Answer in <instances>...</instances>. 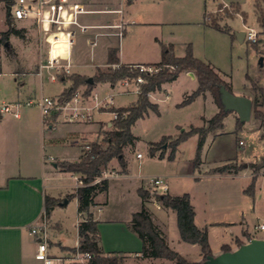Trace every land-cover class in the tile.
I'll return each mask as SVG.
<instances>
[{"label":"crops","instance_id":"crops-1","mask_svg":"<svg viewBox=\"0 0 264 264\" xmlns=\"http://www.w3.org/2000/svg\"><path fill=\"white\" fill-rule=\"evenodd\" d=\"M70 1L80 2L90 10H122L121 12L95 11L85 13L80 16L83 23L89 25L123 23V35L121 36L116 34L119 30L118 28L108 29L90 27L84 31H78L72 46V74L74 73L93 77L99 69L107 67L109 64V55L111 50H115L119 62L125 64L158 62L162 58L164 47L169 46H173L175 55L183 56L186 53V48L179 51L176 47L180 32L179 27L182 24L206 26L217 30L204 23L205 14L211 12L207 9L206 0ZM2 2L4 3L5 13L7 12L8 14L9 4L4 1ZM232 3L237 4L242 11L240 3ZM219 4L220 2L218 5ZM199 16L201 17L199 18ZM20 22L21 25L19 27L24 29L30 27L31 24H35L31 20ZM230 28L235 33V30L232 29V27ZM33 34H35V32ZM93 39H96V43L92 48L90 46V41ZM182 40L187 41L189 39L185 38ZM184 45L187 47L188 42H185ZM261 59L263 60V58ZM36 73L43 75L39 71H36ZM185 73L190 75L189 72ZM190 77L196 78V75H190ZM224 78L232 88L228 75H225ZM50 80L52 82L61 80L65 83V85L60 91L49 96H59L63 90L70 85L69 80H66L64 76L60 77L58 80H52L50 77ZM111 85L115 86V84ZM164 85L165 83L162 85L161 89H163ZM158 91L159 90L153 91L150 95L155 99L153 102L156 103V100L158 99L156 93ZM40 92V95H45L43 94L42 86L40 88ZM120 93H123L122 90ZM240 94L252 96L251 98L254 99L256 92L251 87L246 86L240 91ZM203 95H210V97L213 98L217 113L219 111V107L211 92L207 91ZM27 96L31 97V95ZM260 99L263 103L261 106L264 107V93ZM208 119L210 118L202 116L203 125L207 124ZM102 122L109 127L113 125V122L110 119L108 121L100 120L98 123L97 136L103 135L104 133L106 134L108 131H103V128L99 126ZM62 123H71V121H60L58 120V117L45 121L40 109L38 114H35L32 110H27L24 114H21L20 117H16L12 113L1 114L0 264H43L41 260L36 258L39 236L31 232L32 227L40 225L43 220H45L47 224V242L49 246V253L51 255L66 258L73 248H77L79 246L80 237L78 225L83 217L78 209L79 201L77 197H74L76 200L75 212L73 210H64L60 207L66 206L73 200V198L69 199L67 196L76 190V188L80 185L79 182L81 180L79 178V174L61 170L58 163L61 161L80 160L90 146L89 141L92 142L95 140L89 139L83 132H73L68 135L67 140L80 148V154L72 159L59 157V155H56L55 152L56 145L61 140V137L54 131L57 130L58 126ZM51 131L54 133H51ZM223 132L224 131H221L214 137L207 135L206 141L209 138L211 144L214 143L217 137ZM196 136L198 141V135L196 134ZM257 136L264 141V125L261 124V121L259 122ZM168 152L165 151V155ZM152 156L160 157V154L156 155L155 152ZM262 157H264V155L259 158ZM125 159L127 162L126 170H123L117 159H113L110 162L108 169L104 173V177L109 180V187L106 191H100L95 195L94 204L90 208L95 220L98 221L100 244L104 252H114L119 256H122L123 260H125V264H175L174 260L163 257H143V241L139 235L130 228L133 214L139 211L143 204L150 211L148 204L152 203L154 207L153 211L156 213L154 222L163 232L170 247L175 249L177 247H174L175 245L173 244L181 245V241H183L189 245L187 249L193 251L196 250V252H198V254L202 257L200 245L182 240L179 229L177 234L174 233L172 236L170 235L167 227L168 218L170 215H173L175 210L165 207L155 196L146 198L141 196V189L160 191V189L153 186L150 182V178L154 176L144 177L140 174V171L136 174L132 173V170L130 169L131 162L126 155ZM137 159L140 158L137 157ZM242 161L244 163V167L237 172H215L231 178L237 176L247 178V182H249V184L252 181L253 176L256 174L255 190L254 193L250 195L254 204L252 211L264 215V212H262L264 210L262 206L264 201V167H261V171L255 172L254 168L249 165V163L255 160L248 159ZM161 176L167 179L166 175ZM67 177L73 178L74 182H65ZM126 179L127 185L130 186L127 188V206H125L123 212L120 213L121 215H108L105 208L110 200L109 191L114 184L113 181L117 180L120 182ZM130 188L133 190L132 193ZM245 189V183L243 182V184H241V191L244 194L246 193ZM160 192L162 193V191ZM167 192L172 195H180L171 192L170 186ZM135 194L136 196H134ZM47 195L59 200L56 205L50 209L49 213H46L45 197ZM65 198L68 199L67 203H64ZM191 200L195 207L196 224L200 228L207 227V223L202 224L199 222L197 205L193 201L192 196ZM230 204V206L226 207V212L224 214L232 217H230L231 219H226L223 223L233 224L239 222L241 225V231L231 237L230 241H220L217 245V249H215L211 243L213 254H219L222 252V245L225 243L235 246L233 240L242 236L243 231L246 229L245 226L248 224L245 220L247 214L246 211L248 209L245 207L243 208L241 203H238L237 200L236 202L232 201ZM246 230L249 229L247 228ZM69 233L72 234L71 238L68 237ZM208 235L209 241H211L210 231L208 232ZM260 236L264 238V234ZM178 250L187 259H189L183 249Z\"/></svg>","mask_w":264,"mask_h":264},{"label":"rangeland","instance_id":"rangeland-1","mask_svg":"<svg viewBox=\"0 0 264 264\" xmlns=\"http://www.w3.org/2000/svg\"><path fill=\"white\" fill-rule=\"evenodd\" d=\"M2 1L11 3V0ZM2 1L0 2V36L8 27V14L5 13ZM206 1L207 9L211 11L209 13L211 19L217 17L221 25H227L234 30L253 29L257 32L258 41L252 42L245 39L240 42L235 36L223 31L220 32L206 26L182 24L179 27L180 32L176 45L178 50L186 48L185 42L191 44L195 56L210 63L223 78L228 75L232 84L231 89L236 94H240V91L246 86L254 89L253 84L264 87V33H261L254 12L255 0ZM232 2L241 4L244 15L241 12L235 13V3ZM230 15L232 17H229ZM14 25L21 28L19 27L20 21L15 22ZM22 30H24L23 36L12 34L9 40L0 42V106L4 102L19 101L21 114L27 110L38 114L40 108L37 104L29 106L23 103L29 98L27 95L38 97L41 94V86L43 94L52 95L60 91L65 83L61 80L52 82L47 69L43 70V75L36 73L40 70L41 62L46 59L48 47L35 24H31L25 29L22 28ZM34 32L35 34H33ZM185 38L189 40H182ZM261 58H263L262 63ZM101 70L108 71V68L104 67ZM69 83L71 84L72 81L69 80ZM197 87V78H191L185 72H182L176 81L166 82L163 89L156 93L159 114L150 112L149 115L136 121L132 126V131L138 139L135 146L125 149V155L131 162L132 173L136 174L140 171L144 177L166 175L171 192L177 194L188 192L193 197L198 209V220L202 224L207 223L206 228L210 231V244L212 243L217 249L220 241H230L231 237L241 231L239 222L223 223L232 217L224 214L226 207L230 206L232 201L236 202L237 200L243 208L248 209L245 219L248 224L245 228L249 230L245 229L242 236L237 238L246 242L248 239L244 235L245 233L253 237H261L260 235L264 234V228L260 227L264 223V215L252 211L254 207L252 197L241 191L243 182L245 188L249 185L247 178L239 176L231 178L214 171L218 165L230 160H234L231 161V164L234 165L242 164V160L248 159L255 160L251 163L260 164L264 159V157L259 158L264 155V141L257 136L260 119L255 117L254 112L251 120L243 123L240 127L237 125L239 121L237 114L232 112L226 115L224 128L215 129L208 134L214 137L224 131L212 144L210 139H207L200 155L201 163L198 166L195 165L198 142L196 134L181 142L175 157L170 158L169 144L172 139L181 134L183 130H189L192 125L202 126V116L211 118L216 113V105L210 95L201 94L191 102L183 103L185 97L194 92ZM79 89L85 91V86L81 85ZM121 90L123 87L118 83L115 86L108 82L97 83L90 93L97 92L99 98L113 93L116 107L95 109L91 120L60 124L54 131L61 137L56 145V155L72 159L80 154V148L67 140L68 135L73 132H83L89 139H94L95 141H89L90 144L102 142L106 146L103 140L106 134L97 136L99 121L110 119L113 122L112 110L118 107L132 106L138 99L136 92L120 93ZM150 99L155 101L151 96ZM88 100L90 99L88 98ZM87 104L91 105L92 101L90 100ZM259 109L264 112L263 106H259ZM58 120L64 121L63 116L58 117ZM99 126L103 128V131L114 128L113 125L109 127L103 122ZM54 132L51 131V133ZM240 140L244 141L243 145H239ZM150 142L155 143L156 155L162 151L169 152L162 158L152 156L149 148ZM139 151L143 153V157L137 159L136 153ZM261 170L259 169V171ZM65 182L73 183L74 179L67 177ZM113 182L109 191L110 200L105 210L108 215H121L120 213L127 206V188L130 186L127 185V179L120 182L114 180ZM72 198L73 200L69 204L60 208L75 212L76 200L74 197ZM262 204L264 208V201ZM148 208L154 220L156 213L153 211L152 203L148 204ZM167 227L171 236L178 233L176 211L168 218ZM68 235L71 238L72 234ZM237 238L233 240L235 246H231L232 249L238 246ZM173 245L177 247L175 248L177 251L183 249L190 260L197 261L203 258L196 250L187 249L189 245L183 241H181V245ZM73 252L74 250H71L68 257L72 256ZM123 264H125V260H123Z\"/></svg>","mask_w":264,"mask_h":264},{"label":"trees","instance_id":"trees-1","mask_svg":"<svg viewBox=\"0 0 264 264\" xmlns=\"http://www.w3.org/2000/svg\"><path fill=\"white\" fill-rule=\"evenodd\" d=\"M235 8V13H244L237 4H235ZM254 11L258 24L262 29L261 33H264V0H255ZM209 13L210 12L205 14V24L219 31L235 36V33L229 26L221 25L217 17L211 19ZM229 17H232V15ZM7 25L8 28L1 33L0 42L9 40V37L12 34L18 36L24 35V30H22V28H17L14 25L13 18L9 13ZM114 62H119V59L116 55V51L111 50L109 63ZM147 64L159 65L163 68L151 75L144 74L146 82L141 84L142 92L138 94V99L134 105L114 109L119 112V116L118 118L113 119L114 128L106 132V136L104 138L106 146H104L101 142H93L90 144V148H88L80 160L61 161L58 163L61 170L79 174V178L82 181L76 190L73 193H70L67 197L69 199L77 197L79 201L78 209L83 217L78 225L80 242L79 246L77 248H73L72 250L75 251L78 249L80 251H88L92 254V257L85 264H123L122 256H119L114 252H104L100 244L98 221L95 220L90 208L94 204L95 195L100 191H106L109 187V180L104 177V172L108 169L109 163L116 158L123 170H126L127 162L125 159V149L127 147L135 146L138 139L132 131V126L138 119L144 118L149 115L150 112L159 114L158 103L153 102L148 93L160 90L164 83L174 81L180 73L192 71L198 80V87L194 92L185 97L183 103H189L196 96L205 94L207 91L211 92L213 95L214 100L219 107V111L207 120L206 125H192L189 130H183V132L172 139V142L169 144V157L174 158L178 145L185 141L189 136L197 134L198 142L195 160L196 166L201 163L200 155L207 135L215 129L224 128V119L226 115L230 113L226 112L223 108L219 87L221 85H225L227 88L231 89V85L210 63H207L195 56L191 44L187 45L186 53L183 56L175 55L173 46L164 47L161 60ZM133 74L134 73L130 71L127 64L124 63L120 68H109L108 71L99 69L93 76V82L88 81L89 76L74 73L66 75L65 79L71 80L72 83L67 86L59 96L61 99H69L79 90L81 85L85 86V93L89 94L99 82H109L114 85L125 76ZM253 88L256 92L253 99V112L255 117L259 118L261 124L264 125V112L259 109V106L263 104L260 98L264 93V87L253 84ZM124 111H127L126 116L123 115ZM242 124L243 123L240 120L237 122L239 127ZM154 144V142L149 143L151 155H154L156 151ZM164 155V151L160 153V157H164ZM249 165L254 168L255 172H258L261 167H264V159L260 164L250 163ZM243 167L244 163L234 165L231 164L230 161V163L227 162L216 167L214 171L237 172ZM98 177L101 178L100 181H95ZM255 178L256 174L253 176L252 181L245 189L247 194L252 195L254 193ZM140 194L143 198L154 195L165 207L172 208L176 211L177 225L181 239L189 243L199 244L203 258L201 260L192 261L187 259L179 251L170 247L163 232L155 224L150 211L144 204L139 211L133 214V218L130 223V228L136 232L143 241V257H163L174 260L175 264H206L204 261L207 256L213 254L209 241L208 229L206 227L200 228L196 224V212L190 194L188 192H184L180 195H172L169 192L161 193L155 190L150 191L147 189H141ZM58 201V199L47 195L45 197L46 213H49L50 209L56 205ZM244 235L247 239L253 237L246 233ZM236 242L238 245L244 243L239 238L236 239ZM222 250H232L231 245L228 243L223 244Z\"/></svg>","mask_w":264,"mask_h":264},{"label":"built area","instance_id":"built-area-1","mask_svg":"<svg viewBox=\"0 0 264 264\" xmlns=\"http://www.w3.org/2000/svg\"><path fill=\"white\" fill-rule=\"evenodd\" d=\"M8 10L13 18V23L31 20L40 29L48 50L46 59L40 64L39 72L42 73L44 69H47L50 71L52 80H58L62 76L65 77L66 75L72 74V46L78 31H84L90 27L108 29L118 28L119 30L116 34L120 36L123 35V23L89 25L83 23L80 18L82 14L89 12H121V9L90 10L87 9L84 4L70 0H11ZM61 38L65 39L66 44L64 50L55 55L53 54L54 42ZM245 39L252 42L258 41L257 32L253 29L247 30ZM95 43L96 39L91 40L90 46L93 48ZM122 64L124 63H109L107 68H120ZM127 66L134 74L125 76L117 83L123 87V93L136 92L137 94L142 92L141 84L146 82L144 74L151 75L163 68L159 65L147 63H130L127 64ZM148 94L150 96L151 92ZM88 98L92 101L91 105L87 104L90 101ZM23 103L29 106L37 104L45 121L52 119L54 116L61 117V115L64 120H91L95 109L99 110L100 108L109 109L116 107L113 93L108 94L104 98H99L97 92L93 91L92 94H86L85 91L80 89L69 99H61L60 96L39 95L38 97L31 96ZM20 104L19 101L4 102L0 106V113H12L16 117H20ZM111 112L113 119L118 118L119 112L117 110H112ZM123 115L126 116L127 111H124ZM239 143L243 145L244 141L240 140ZM136 155L138 158L143 157V153L140 151L137 152ZM100 179L101 178L98 177L95 181H100ZM150 182L162 192H167L169 190V182L165 177L154 176L150 178ZM79 183L81 184L82 181ZM155 191L160 192L159 190ZM260 227L264 228V224H261ZM31 232L39 236L36 258L41 260L43 264H85L92 257L90 252L80 251L78 249L72 253V256L66 258L51 255L47 242V224L45 220H43L40 225L33 226Z\"/></svg>","mask_w":264,"mask_h":264},{"label":"water","instance_id":"water-1","mask_svg":"<svg viewBox=\"0 0 264 264\" xmlns=\"http://www.w3.org/2000/svg\"><path fill=\"white\" fill-rule=\"evenodd\" d=\"M10 13V11H9ZM237 39L245 40L246 30H235ZM8 46V42L6 43ZM262 60V59H261ZM190 75L195 76L190 71ZM89 82H93V77H88ZM221 101L226 112H234L242 122H248L253 114V99L250 96L236 94L225 85L219 87ZM68 199H64L67 203ZM206 264H264V238L252 237L236 248L222 251L219 254H210L204 261Z\"/></svg>","mask_w":264,"mask_h":264},{"label":"bare ground","instance_id":"bare-ground-1","mask_svg":"<svg viewBox=\"0 0 264 264\" xmlns=\"http://www.w3.org/2000/svg\"><path fill=\"white\" fill-rule=\"evenodd\" d=\"M65 39L61 38L57 41L54 42V47H53V54L57 55L59 53H61L64 50V46H65Z\"/></svg>","mask_w":264,"mask_h":264}]
</instances>
